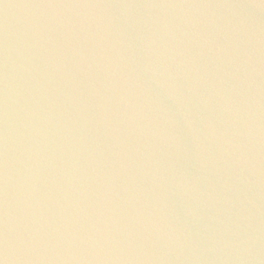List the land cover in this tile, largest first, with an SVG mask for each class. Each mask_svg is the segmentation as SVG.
Here are the masks:
<instances>
[{
	"label": "water",
	"instance_id": "obj_1",
	"mask_svg": "<svg viewBox=\"0 0 264 264\" xmlns=\"http://www.w3.org/2000/svg\"><path fill=\"white\" fill-rule=\"evenodd\" d=\"M0 264H264V0H0Z\"/></svg>",
	"mask_w": 264,
	"mask_h": 264
}]
</instances>
